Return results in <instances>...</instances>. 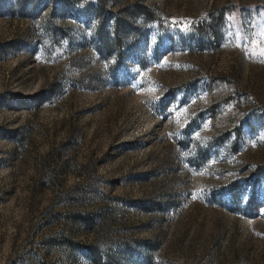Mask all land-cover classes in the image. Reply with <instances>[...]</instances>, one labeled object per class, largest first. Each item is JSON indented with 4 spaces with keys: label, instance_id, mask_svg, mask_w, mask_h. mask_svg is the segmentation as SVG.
I'll list each match as a JSON object with an SVG mask.
<instances>
[{
    "label": "rangeland",
    "instance_id": "obj_1",
    "mask_svg": "<svg viewBox=\"0 0 264 264\" xmlns=\"http://www.w3.org/2000/svg\"><path fill=\"white\" fill-rule=\"evenodd\" d=\"M0 264H264V0H0Z\"/></svg>",
    "mask_w": 264,
    "mask_h": 264
}]
</instances>
